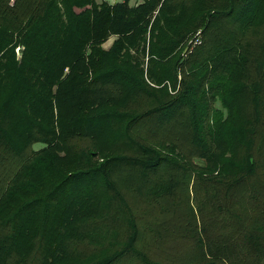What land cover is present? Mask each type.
<instances>
[{
  "label": "trees",
  "instance_id": "16d2710c",
  "mask_svg": "<svg viewBox=\"0 0 264 264\" xmlns=\"http://www.w3.org/2000/svg\"><path fill=\"white\" fill-rule=\"evenodd\" d=\"M0 264H264V0H0Z\"/></svg>",
  "mask_w": 264,
  "mask_h": 264
},
{
  "label": "built area",
  "instance_id": "2783aa9c",
  "mask_svg": "<svg viewBox=\"0 0 264 264\" xmlns=\"http://www.w3.org/2000/svg\"><path fill=\"white\" fill-rule=\"evenodd\" d=\"M201 43V32L197 30L194 35L188 39L187 44L184 48V53H187L193 49V47L199 45Z\"/></svg>",
  "mask_w": 264,
  "mask_h": 264
},
{
  "label": "rangeland",
  "instance_id": "374dc122",
  "mask_svg": "<svg viewBox=\"0 0 264 264\" xmlns=\"http://www.w3.org/2000/svg\"><path fill=\"white\" fill-rule=\"evenodd\" d=\"M97 2H101L102 0H96ZM105 1H108L109 3L110 2H113V1H121V0H105ZM134 1L135 0H129V3L130 4H133L134 3ZM192 37V35L189 37V39ZM113 39H114V36H111V37H109L104 43H103V47H105V48H107L110 44H111V42L113 41ZM187 41H188V39H187ZM187 41H186V43H185V46H186V44H187ZM184 52V51H183ZM15 53H16V55L19 57L20 56V49H19V47H17L16 49H15ZM42 145L40 144V143H36L35 145H34V147L35 148H39V147H41Z\"/></svg>",
  "mask_w": 264,
  "mask_h": 264
},
{
  "label": "crops",
  "instance_id": "0c3cea01",
  "mask_svg": "<svg viewBox=\"0 0 264 264\" xmlns=\"http://www.w3.org/2000/svg\"><path fill=\"white\" fill-rule=\"evenodd\" d=\"M114 2H117V1H113V2H110V3H114ZM142 2V0H135L133 4H137V3H140Z\"/></svg>",
  "mask_w": 264,
  "mask_h": 264
}]
</instances>
